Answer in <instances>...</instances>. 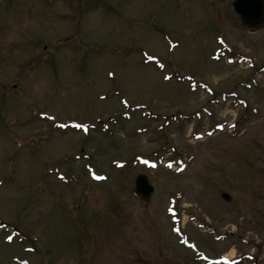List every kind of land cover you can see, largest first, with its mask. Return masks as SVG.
Returning a JSON list of instances; mask_svg holds the SVG:
<instances>
[{
  "label": "rangeland",
  "instance_id": "374dc122",
  "mask_svg": "<svg viewBox=\"0 0 264 264\" xmlns=\"http://www.w3.org/2000/svg\"><path fill=\"white\" fill-rule=\"evenodd\" d=\"M232 1L0 0V264H264V28Z\"/></svg>",
  "mask_w": 264,
  "mask_h": 264
},
{
  "label": "water",
  "instance_id": "95a60500",
  "mask_svg": "<svg viewBox=\"0 0 264 264\" xmlns=\"http://www.w3.org/2000/svg\"><path fill=\"white\" fill-rule=\"evenodd\" d=\"M234 7L244 24L250 27L264 26V0H235ZM153 190L147 177L141 175L137 180L136 191L148 200Z\"/></svg>",
  "mask_w": 264,
  "mask_h": 264
},
{
  "label": "flooded vegetation",
  "instance_id": "af4514ba",
  "mask_svg": "<svg viewBox=\"0 0 264 264\" xmlns=\"http://www.w3.org/2000/svg\"><path fill=\"white\" fill-rule=\"evenodd\" d=\"M255 31H257V29H255V30H249V32H255ZM235 53H236V56H238V55H241L242 57H243V60L244 59H248V57H247V54L246 53H241V52H238V51H235ZM253 252V251H252ZM257 253V252H256ZM256 253H254V254H256ZM255 258V257H254ZM251 259H252V257H251ZM256 264V263H255Z\"/></svg>",
  "mask_w": 264,
  "mask_h": 264
}]
</instances>
